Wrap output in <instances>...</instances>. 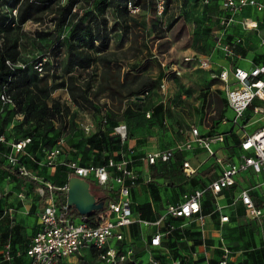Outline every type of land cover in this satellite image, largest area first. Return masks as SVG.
<instances>
[{
	"label": "rangeland",
	"instance_id": "1",
	"mask_svg": "<svg viewBox=\"0 0 264 264\" xmlns=\"http://www.w3.org/2000/svg\"><path fill=\"white\" fill-rule=\"evenodd\" d=\"M117 1L123 2V0ZM155 2L156 0H149L147 5H143V0H140L137 12L125 11L118 19L116 10L120 11L121 8L119 5L114 8L111 0H78L73 8L76 15L72 16L61 30L55 31L54 22L51 20L55 14V4L21 24L20 28L24 32L19 39L22 57H26L28 63H31L33 59L41 56L43 71L48 67L51 70L57 68L54 73L56 75L48 79L52 88L48 101L50 102V98H58L66 106L64 117L69 128L66 142L64 141L65 150L75 149L77 140L85 135L79 123L94 122L98 125L103 115L110 116L111 120L124 122L127 137L130 136V126L141 124L145 135L154 136V138L157 137L156 133L162 129L159 138L164 140V143H170L172 137L179 139L194 125L192 116L195 111L203 113L205 110L211 112L219 109L221 98L217 93H209L213 90L212 85L218 83L216 80L218 78L213 77L199 63L200 58L208 53L211 42L209 34L215 22L214 14L217 9L213 5L214 0H209V3L204 0H169L162 12L156 9ZM1 8L9 7L5 4ZM79 15L86 26L71 34L70 23ZM95 18H98L100 28L106 32L104 33L105 41L95 39L93 33ZM66 39L69 43L94 53L95 60L90 67L68 66L67 41L61 44L59 50L54 51L56 44ZM45 50L47 52L50 50L51 56L45 54ZM186 54L192 55L193 59L184 60ZM45 62L48 63L44 65ZM16 64L22 65V61L19 60ZM175 68L180 72L176 73ZM34 69L40 75V71L35 67ZM70 87L75 94H80L83 90L90 102L80 97L79 101L73 100ZM206 98H208L207 102ZM253 104L264 106V102L254 99V102L246 109L247 113H250ZM261 116V112H252L251 116H248L249 122L246 127L250 126L252 120ZM23 118L22 114L16 116L12 114L9 117L6 131L9 135L18 138L22 137L24 130H33V135L38 140L40 137L34 131V128H37L34 127V120L29 118L24 121ZM171 125L174 129L170 132ZM30 151H32L30 155L26 154ZM71 152L69 151V154L72 155ZM77 153L85 161L96 163L101 162L107 155L115 158L121 157L117 146L112 144L108 138L103 149L91 145L87 150ZM23 156L29 157L31 167H46L49 169L47 171L49 174L44 173L39 176L34 172L37 178L42 179L41 186L44 187V189L37 190L30 188L21 191L16 186H9L10 181L0 178V222L9 223L12 220L11 232L18 234V231L14 232L16 220L20 222L27 218L25 224L29 226V233L23 231L15 238V241L19 236L26 240L22 245V255L18 256L22 260L24 248L37 228L36 214L30 207L27 211L17 215V207L13 203H21L24 198L28 197L27 194L42 196L47 190L45 182H51L53 175H57L55 170L61 167L60 165L47 166L46 162H43L45 161L44 151L38 148L27 147ZM31 156L33 159L30 158ZM132 158L133 156L130 164L132 163V166L137 168L138 184L143 186L140 191L144 193V188H146L148 190L146 195L152 196L155 193L158 195L159 202L156 203L158 211L170 200L175 202L179 187H173L167 175H177L178 178H183L182 174L176 171L177 162H159L142 173L143 171L138 169L142 159ZM36 161H42L43 164ZM24 162L26 163L25 160ZM0 163V166L6 165L2 153ZM61 172L59 170L60 174ZM133 197L139 200L140 195L136 191ZM182 224L189 229L192 228L194 222L185 219ZM261 224L264 229V220ZM165 227H167L166 224L163 227L159 226V229L163 230ZM258 227L256 220L246 214H241L237 218V225L228 224L223 227L222 231L218 229V232L219 235L222 232L224 243L233 252L241 250L237 258H240V261L243 259L244 264H262L264 232ZM152 229L153 226L142 225L134 228L132 242L137 250L142 247L145 240H148ZM177 234L179 237L171 236L170 233L165 235L168 245L173 248L175 254L178 253L187 258L188 264H193L189 250L194 240L199 238L198 234L190 237L185 235V231L177 232ZM216 252L219 253V249H216ZM147 258L148 255H143V260L146 261ZM0 264H4L1 255ZM70 264L105 263L96 254L84 253L72 257Z\"/></svg>",
	"mask_w": 264,
	"mask_h": 264
},
{
	"label": "built area",
	"instance_id": "2",
	"mask_svg": "<svg viewBox=\"0 0 264 264\" xmlns=\"http://www.w3.org/2000/svg\"><path fill=\"white\" fill-rule=\"evenodd\" d=\"M204 1L209 2V0ZM165 5L166 0H156L155 2L159 12L163 11ZM220 7L223 12L217 16V26L211 30L214 48L220 49L226 57L234 59V57L241 55L238 46L242 39L236 37L233 41L229 40L226 28L236 21L235 14L237 12L245 7H251L257 12L262 11L264 10V2L262 0H221ZM127 8L130 12L135 13L139 10V5L128 0ZM238 22L244 29H258L256 18L242 16ZM191 59H193L192 55H184V60L189 61ZM199 61L202 67L210 69L213 77L225 83L226 102L234 113L232 122L240 132V151L238 154L231 155L213 148L214 143L225 142V135L221 131L204 134L194 125L191 126L190 135L187 139L174 146L144 154L142 159L148 165L168 162L178 151L191 148L192 141H194L205 149L208 156L215 159L214 163L219 167L215 178L206 186L183 193L181 200L168 203L155 220H148L135 215L130 192L132 187L138 183L139 176L137 171L131 167L130 159L125 157L121 150L118 151L121 157L109 156L101 164L82 165L76 159L59 157L64 144V138L61 137L57 144L46 152V164L50 166L62 164L67 167L71 174L83 177L87 181L92 180L99 186L112 190L114 196L104 201L103 208L91 215L76 214L69 211L67 204L59 206L56 201L57 194L54 190L60 189L66 192L67 182L63 186H54L50 182H45L48 193L42 194L45 195V204L39 213V228L31 237L26 248V254L29 257L27 264H64L65 258L80 254L86 247H93L99 259L105 264H123L125 261L137 263L134 248L126 236L133 223L158 227L166 217L172 216L190 219L202 226L205 219V214L202 211V200L206 191H210L214 197L217 196L222 189L235 186L237 175L246 170H251L257 175H264V125L248 132L244 130V122L242 121L244 112L254 102V99L264 102V63H255L250 68L234 65L230 70L223 68L215 71L212 70L208 58H200ZM7 63L10 62L7 60ZM34 67L40 73L43 72L42 61L36 62ZM175 71L176 73L180 72L176 68ZM230 73L234 78L232 87L228 86ZM0 99L3 103L12 102L11 96L5 91L0 94ZM252 112L264 113V106L253 104ZM79 126L85 133H88L94 129L95 124L94 122H81ZM112 132L119 136L122 143L127 139L124 122H118L113 126ZM30 141L29 136L13 140L8 139L4 133L0 132V144H5L8 147L5 153L8 162L16 166L20 174L36 178L24 165L19 164V157ZM180 167L185 176L193 175L197 171V168L187 159L181 162ZM257 185L240 187L231 202V204L241 203L246 214L251 218H260L263 215L261 206L252 197V190ZM40 189L43 187L41 186ZM215 208L220 213V221H228L229 215L222 213L223 206L217 201H215ZM91 216L93 217L91 218ZM162 235L163 232L159 229L154 230L150 235L149 245L160 248ZM221 250L222 257L217 264H227L230 248L223 242ZM11 252L10 243H5L2 252L4 259H11ZM144 264H161V261L150 253ZM171 264H180V261L173 259ZM205 264H210V262L207 260Z\"/></svg>",
	"mask_w": 264,
	"mask_h": 264
},
{
	"label": "crops",
	"instance_id": "3",
	"mask_svg": "<svg viewBox=\"0 0 264 264\" xmlns=\"http://www.w3.org/2000/svg\"><path fill=\"white\" fill-rule=\"evenodd\" d=\"M264 2V0H262ZM209 3V2H208ZM221 0H214L213 5L216 6V12L214 14L215 17V22L212 24L211 29H210V38L211 42L209 45V50L206 55H203V58H208L211 62V68L212 70L218 71L220 69L226 68L230 70L234 65H238L244 68H250L252 65L255 63H264V10L262 11H256L251 7H245L241 11L237 12L235 14V19L236 21L231 24L228 28H226L227 32V38L229 40H234L236 37H240L242 39L241 43L238 46V50L241 53L240 57H234V59L226 57L222 51L218 48H214V39L211 34V30L217 26V16L223 12L220 7ZM242 16H249L256 18L258 20V29L256 30H250V29H244L238 20ZM187 55V54H186ZM209 73L210 69L206 68ZM218 83H214L212 85V91H209V93H217V95L221 98V105L218 110H214L211 112H207L206 110L203 113H199L197 111L194 112L192 116V120L194 122V126L198 128V130L201 133L208 134V133H215V132H222L225 135V138L228 143V147L224 148V143H214L213 148L214 149H220L222 152H226L231 155H237L238 152L240 151L239 148V137H240V132H238L237 127L233 124L232 118H233V110L228 106L226 102V97H225V83L219 79H216ZM234 78L233 76L229 75V81H228V86L232 87L234 85ZM208 93V94H209ZM214 98V96H212ZM258 100V99H256ZM208 101V98H206V102ZM247 111V110H246ZM244 112L243 116V122H244V130L251 132L258 128L261 125H264V113H262L261 117H258L257 119H254L250 122V126L248 128L246 127L247 123L249 122V117L251 116L252 110L250 113ZM147 113L150 115V112L147 111ZM249 116V117H248ZM144 120V119H142ZM112 123H118L122 121H114L111 120ZM172 129H174L171 125L169 128V131L171 132ZM95 130V129H93ZM92 130V131H93ZM161 131H158L156 133L157 137L154 138V136H147L143 132V126L141 124H134L130 126V136L127 137L124 143V147L122 149L123 155L129 159L133 156L132 159H142L144 154L147 152L157 150V149H163L166 147H171L176 145L178 142H181L185 139H187L190 135V130L185 134L182 135L179 139H176L177 137H172L170 143H164V140H161L159 138L160 134L162 133ZM237 140H236V138ZM163 143V144H161ZM6 152V151H5ZM144 153V154H141ZM3 156H5V153H3ZM138 156V157H136ZM187 159L193 166L197 168V171L190 176H185L184 173L181 170V162L183 160ZM214 158L208 156L207 152L205 151L204 148L200 147L197 142L192 141V146L189 149H185L182 151H178L174 157L168 161V162H177V170L179 171L183 178H178L176 176H170L167 175L168 178L170 177L171 183L173 184V187H179L177 190V199L175 202H178L182 198V194L185 192H189L195 188H200L206 186L215 176L217 175L219 171V167L214 163ZM157 162L154 165H148L146 164L143 159L142 162L139 163L138 169L143 171L144 173L149 167H154L158 164ZM163 163V162H160ZM167 163V162H164ZM1 164V163H0ZM138 164V163H137ZM6 165L0 166V178H3L4 181L8 180L9 186H16V188H20L21 191H24L25 189H30L32 188L33 190H37L41 187V184H43L42 179L37 178L36 181H32L31 178L28 177H21L18 176L16 173H12L10 169L5 168ZM131 167L137 171V168L132 166ZM33 172L37 173L39 176H41L44 173H48L47 171L49 170L48 168L44 170V167L42 166H37V168L31 169ZM138 174V172H137ZM237 184L233 187H228L224 188L221 190L220 193H218L217 196H213L210 191H206L202 204H206V210H210L208 213L205 214V219H204V224L200 226V224H197L195 221V225L192 226L191 230H196L199 232V240L200 243L195 245L193 249L189 250V254L192 257V263L193 264H205V262L208 260L211 264H217L218 260L222 257V250H221V245L224 242L222 232L221 235H219V231L223 230V227L230 224V225H237V218L241 214H246L244 206L236 202L235 204H231L233 196L236 195L238 189L240 187H248L250 185L258 184L253 190H252V197L255 200L257 204H259L263 210V215L260 218H251L257 221L259 227V230L262 229V224L261 222L264 220V175L263 174H254L252 173L251 170H246L244 172H240L237 175ZM140 185V186H139ZM141 184L137 183L132 187V190L130 192L131 200H132V207L135 213V215H139L140 213L137 210V205L141 203L148 202L150 203L151 211L152 212H157L158 216L163 212L165 205L168 203H173L171 200L167 202L166 204L163 205V208L158 211V208L156 206V203L159 202L158 195L155 193L152 196L151 195H146L148 193V190L146 188L144 193H141ZM143 187V186H142ZM105 188V187H103ZM106 190L109 189L105 188ZM139 193L140 198L139 200L134 199V194ZM108 194H111L114 196V192L110 190ZM27 198H22L23 201L21 203H13V205H16V210H17V215H20L23 213V211H27V208L32 207V212L35 215L36 219V224L37 228L34 230L32 235L34 236V233L37 231L39 228V213L45 203H43V197L42 196H33L32 194H27ZM156 196V197H155ZM172 198V196L170 197ZM12 199V198H9ZM109 199V198H108ZM107 199V200H108ZM215 199V200H214ZM215 201L218 202V204L222 205V213L223 214H228L229 219L228 221L221 222L220 221V213L216 210L215 208ZM241 209H243V212H241ZM12 215V214H11ZM34 218V215H32ZM150 220V219H148ZM17 224H15L14 232H19L20 234L23 233V231L29 233V226L26 223L27 218L22 219V221L18 222V219L16 220ZM12 223V220L9 221V223L6 222H0V252H2L5 242L10 241L13 249H14V259L12 260H6L4 259V264H27L29 261L28 255L25 253L26 248L28 247V244L30 242L31 237L29 238L27 245L24 248V255H23V260L19 259L18 256L22 255V245L26 241L23 237L18 238L17 241H15L16 236L18 234H12L11 230L12 227L10 225ZM139 226V224L132 225L131 226V231L130 228L126 233L127 239L131 242V245L134 248L135 251V256H136V261L137 264H144L143 260V255H149L150 253L152 254H157L159 252L165 253L163 255V259L168 261L170 264L172 262V255L169 253L163 245L158 248V247H151L149 245V240H150V235L152 232L156 229H159V226L155 225H142V226H153V229L149 233L148 240L144 241V244L140 249H136L132 242L133 238V233L134 228ZM261 232V233H262ZM219 235V236H218ZM23 236V235H21ZM263 246H264V239H263ZM216 249H219V253L216 252ZM241 252V250L238 251H232L230 249L229 256L227 257V264H244V260L240 261V258H237L238 254ZM95 254L94 252L90 251V247L84 248L80 254H77L76 256L82 255V254ZM97 255V254H96ZM71 256L68 258H65L64 264H70L72 261ZM98 257V256H97ZM99 258V257H98ZM185 258V257H184ZM183 264H188L187 258L183 260ZM264 264V260L262 262Z\"/></svg>",
	"mask_w": 264,
	"mask_h": 264
},
{
	"label": "trees",
	"instance_id": "4",
	"mask_svg": "<svg viewBox=\"0 0 264 264\" xmlns=\"http://www.w3.org/2000/svg\"><path fill=\"white\" fill-rule=\"evenodd\" d=\"M128 1V0H127ZM127 1L123 0V2H118L117 0H111L112 5L114 8L120 6V11L116 10L117 18L123 16V13L129 11L127 8ZM134 4L139 5L140 0H130ZM169 0H166L168 2ZM78 0H65V2H61V0H0V94L5 91L7 92L11 98L12 102L10 103H3L0 99V132L4 133L8 139L18 140L29 136L31 141L26 144L24 151L27 147L31 146L32 148H38L41 151H44L46 156V152L50 150L57 144V141L63 137L64 141L66 142V134L69 128V125L65 119L64 115V108L66 107L63 103L59 101L58 98H50V102L48 101L49 95L51 92V87L48 82L50 76H54L56 74L57 68H53L51 70L50 67L46 68L40 75L37 74V71L34 69V64L38 61H41L42 57L33 59L31 63H28V60L22 57L21 50H20V36L24 33L21 30V24L26 22L29 18H33L38 13L43 12L47 7L50 5L55 4V14L52 16L51 20L54 22V29L55 31L61 30L66 24H68L70 18L75 16L76 13L73 10L75 4ZM143 5H147L149 0H143ZM8 5L9 8H1L3 5ZM85 27L86 24L82 23L81 15L76 16L74 20L70 23V33L74 34L75 32L79 31L81 28ZM93 33L95 35V39L105 41V34L104 30L100 28V23L98 18L94 20V30ZM40 35V34H38ZM68 39L61 42V40L56 44V50L60 49L61 44L66 42ZM50 52V50H48ZM45 50V54H49ZM51 56V55H50ZM66 58L68 66L77 65L78 67L87 68L90 67L95 60V55L93 52L89 51L88 49L77 47L72 43L66 42ZM7 60L10 63H7ZM21 60L22 65H17L16 62ZM45 62L44 65H46ZM54 71V72H53ZM71 89V97L73 100L79 101V97L83 98L86 102H90L87 96L84 94V91L81 90L80 94H75L74 91ZM24 115V121L32 118L34 121V131L38 134V140L35 139L33 135V130L26 129L24 130L22 137L15 138L14 136L9 135L6 131L7 123L9 121V117L11 115ZM57 124V126H56ZM118 123H112L110 116L103 115L100 119L98 125H95L93 131L85 133L84 136L80 137L77 142L75 143V149L70 148V150H65V143L62 145V153L59 156L60 158L66 159H76L82 165L87 164H101L103 163L109 155L105 156L101 162H91L85 161L81 156L77 153L79 151H85L88 149L89 146L96 147L98 149H103L104 145L107 141H109L117 146V151L123 149V145L125 142H121L118 135L112 132L113 126ZM40 125L42 127L40 128ZM56 126V127H55ZM81 128V127H80ZM82 129V128H81ZM83 130V129H82ZM236 138V136H235ZM237 140V138H236ZM224 148L228 147L227 140L225 138ZM8 147L5 144H0V156L1 153H6ZM6 151V152H5ZM69 151H72V155L69 154ZM32 151L26 152V154L30 155ZM120 154V153H119ZM24 157V158H23ZM30 158L33 159V156ZM6 161L5 168L10 169L12 173H16L18 176L21 177H28L31 178L32 181H36L37 175L31 170L37 167H31L29 163V157L23 156V153L19 157V164L28 167V170L31 172L32 175L36 176V178L30 175H23L18 172L16 166L11 165L6 156H4ZM26 163L24 162V160ZM40 164H43L42 161H36ZM45 163V161H43ZM60 165V169L55 170L57 175H53V180L50 182L54 186H63L71 172L67 169L66 166L62 164H55ZM50 166V165H47ZM54 166V165H53ZM43 167V166H42ZM53 168V167H50ZM47 168L44 167V170ZM59 170L62 171L61 174ZM49 174V173H48ZM60 176V177H59ZM60 179V180H59ZM60 181V182H59ZM91 192L96 196L98 199H103L106 201L108 198H111L112 195L108 194V190L99 186L98 184L94 183L92 180H89ZM43 187V186H42ZM44 189V187H43ZM47 189V188H46ZM46 194L48 193V189L45 191ZM54 192L58 194L56 196V201L59 206L66 205V195L67 193L64 190L55 189ZM44 196L43 203H44ZM156 197V196H155ZM137 210L140 213V217L144 219L155 220L158 217L157 212H152L150 203L145 202L138 204ZM69 211L72 213H78L76 208L73 205H70ZM98 211V210H96ZM202 211L203 213H208L210 210H206V204H202ZM208 211V212H207ZM93 216H91L92 218ZM90 218V219H91ZM185 220L183 217H166L162 224L159 226H165V229L160 230L163 232L161 244L163 247L172 255V259H178L180 264H183V260L185 259L180 254H175L173 252V248L168 245V242L165 238L167 233H170L171 236L179 237L177 232L185 231V235L190 237L191 235L198 234L199 232L196 230H190L191 228H187L182 221ZM174 222H178V224H174ZM137 224V223H136ZM132 225H135L133 223ZM131 225V226H132ZM195 225L192 224V226ZM130 226V231H131ZM191 226V227H192ZM133 233V232H131ZM134 234V233H133ZM12 258L8 260L14 259V249L10 241ZM5 242V243H7ZM192 244V248L200 243L199 238H196ZM131 244V242H130ZM182 244V242H180ZM183 245V244H182ZM5 246V245H4ZM4 250V248H3ZM2 250V252H3ZM90 251L96 253V250L93 247H90ZM0 252L2 260H4L3 254ZM26 253V251H25ZM98 255V254H97ZM156 258L161 261V264H170L168 261L163 259V255L165 253L159 252L157 254H153ZM123 264H137L136 262L132 261H125ZM211 264V263H210Z\"/></svg>",
	"mask_w": 264,
	"mask_h": 264
},
{
	"label": "water",
	"instance_id": "5",
	"mask_svg": "<svg viewBox=\"0 0 264 264\" xmlns=\"http://www.w3.org/2000/svg\"><path fill=\"white\" fill-rule=\"evenodd\" d=\"M66 204L73 205L79 214L91 215L103 208V199H98L91 192L90 182L87 179L71 174L67 180Z\"/></svg>",
	"mask_w": 264,
	"mask_h": 264
}]
</instances>
